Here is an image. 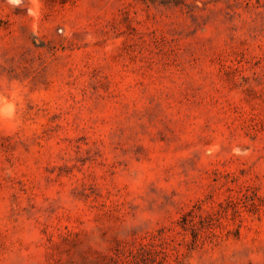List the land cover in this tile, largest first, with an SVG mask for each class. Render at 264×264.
Segmentation results:
<instances>
[{
    "label": "rangeland",
    "instance_id": "rangeland-1",
    "mask_svg": "<svg viewBox=\"0 0 264 264\" xmlns=\"http://www.w3.org/2000/svg\"><path fill=\"white\" fill-rule=\"evenodd\" d=\"M0 264H264V0H0Z\"/></svg>",
    "mask_w": 264,
    "mask_h": 264
},
{
    "label": "clouds",
    "instance_id": "clouds-1",
    "mask_svg": "<svg viewBox=\"0 0 264 264\" xmlns=\"http://www.w3.org/2000/svg\"><path fill=\"white\" fill-rule=\"evenodd\" d=\"M9 2L12 4H19L20 0H9Z\"/></svg>",
    "mask_w": 264,
    "mask_h": 264
}]
</instances>
